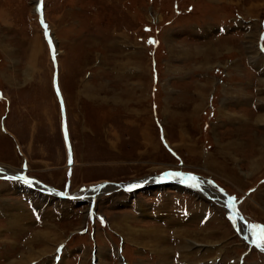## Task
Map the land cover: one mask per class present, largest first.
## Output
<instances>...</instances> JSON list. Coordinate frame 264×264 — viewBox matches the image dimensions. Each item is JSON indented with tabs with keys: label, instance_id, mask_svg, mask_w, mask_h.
<instances>
[{
	"label": "rangeland",
	"instance_id": "rangeland-1",
	"mask_svg": "<svg viewBox=\"0 0 264 264\" xmlns=\"http://www.w3.org/2000/svg\"><path fill=\"white\" fill-rule=\"evenodd\" d=\"M203 20L229 52L168 38ZM0 26V228L18 242L0 264H264V0H0ZM201 56L219 88L193 99ZM11 175L73 199L43 189L35 223ZM157 175L169 186L121 188Z\"/></svg>",
	"mask_w": 264,
	"mask_h": 264
},
{
	"label": "crops",
	"instance_id": "crops-1",
	"mask_svg": "<svg viewBox=\"0 0 264 264\" xmlns=\"http://www.w3.org/2000/svg\"><path fill=\"white\" fill-rule=\"evenodd\" d=\"M209 1V0H208ZM220 13V12H219ZM251 19L252 18H249V22L248 23H250V21H251ZM243 21V22H242ZM206 22V23H205ZM234 22L236 23V27H242V25L244 24H247V22H245V18H237V20H234ZM200 24H202L203 25V27L201 28L200 27V30H201V32L200 31H198L197 33H196V26L197 25H194V28H193V30H194V33H192L194 36H196V34H197V36L198 37H200V36H203V38H205V39H203V38H201V39H203V40H198V38L196 39L192 34H190V35H186V34H184L183 36L186 38V39H188V40H191L190 42H183V41H180V40H176V39H180V37H176L175 35H173V34H171L170 33V36L168 37V38H171L172 39V41L173 42H180V43H182L184 46H185V44H189L190 45V47L192 46V48H193V53H192V55H194V45H198L199 43L201 44L200 46H198L197 47V50H198V52L201 54L204 50H205V47H204V45L206 44V43H210L211 44V47H207L208 49H209V54L213 57V56H215L217 53H216V50H219L220 51V55H221V53H223L224 51H228V47L230 46H232L231 44H230V41H227V40H224V39H226V38H232L233 36L232 35H228L227 34V36L225 35H220V36H216V37H213V38H208L207 37V34H203V33H207L206 32V30L207 29H209L210 28V26H209V21H204L203 20V22H201ZM204 25H206L205 27H204ZM216 25V24H215ZM222 25V24H221ZM223 26H224V24H223ZM216 27H217V25H216ZM1 28H3V26H0V32H3L2 31V29ZM255 28L256 29H258L259 28V25L257 26L256 25V23H255V21H253L252 22V24H250L249 25V27L246 29H244V31H242V36L243 37H246L247 38V35H254L255 34V32H254V30H255ZM206 29V30H205ZM180 30H183V29H180ZM184 31H186V30H183L181 33L183 34L184 33ZM231 32H233V29L231 30ZM179 33V32H178ZM192 35V36H191ZM190 36H191V38H190ZM235 36L236 37H238L239 35H237V34H235ZM239 39L237 38V41H238ZM257 40V39H256ZM256 40L255 41H253L252 40V38H250V41H249V45H246L245 44V42H243V39L240 37V45H239V49L236 47V46H233L234 48V50H236V51H238L239 52V50H240V52L242 53V51H241V48H242V50H244L243 52H244V55L246 56V54H250V56H248V58H250V59H252V63H253V61L255 62L256 61V58H259V57H257L256 55H255V53H254V46H255V44H256ZM202 42V43H201ZM185 43V44H184ZM239 43V42H238ZM240 46H241V48H240ZM199 48L201 49V50H199ZM204 48V49H203ZM215 49V48H217L216 50H211V49ZM232 51V50H231ZM229 52V51H228ZM227 52V53H228ZM176 54V53H175ZM178 55V54H177ZM242 56V55H241ZM182 57H185V56H183L182 55ZM182 57H179V58H182ZM247 57V56H246ZM260 59V58H259ZM225 61L226 60H224V62H218V63H213V65H212V68L216 65V66H218L220 69H221V71H224L226 74H227V76L228 75H232L233 74V70H235V69H240L241 67H239V66H241V64H238V62H237V59H236V57L235 58H231V60H230V62L229 63H225ZM260 62H259V64H257L256 65V67H258V66H260L261 64H263L262 62H261V60H259ZM169 63V62H168ZM226 64V65H225ZM254 64V63H253ZM169 65V67H168V69L169 70H171V68L174 66V67H180V66H177V65H175V64H171V63H169L168 64ZM192 67H194V69H196V70H200V71H197V72H195V73H193V75H195L196 77H192V80H191V84H190V87H188V91H186V93L188 92L189 94H190V96H191V98H193V99H199L200 97H202L203 99H205V97H207V95L210 93V91H205L206 90V87L207 86H210L209 84H211L212 86H210L211 88H215V87H218L219 88V86H218V84H216V82L217 81H215V77H214V75L213 76H206V73H204L205 72V69H202V68H208L209 66H206L204 63H203V61H202V56L201 57H199V60H198V58H197V60L195 61V63H193L192 64ZM180 70V69H179ZM180 74H185V73H183V72H180ZM198 74H202V76H198L197 77V75ZM205 74V75H204ZM183 77H186L185 75H181V76H179V78H183ZM217 78V77H216ZM201 80V81H200ZM209 80H210V82H209ZM198 86V88H199V90H200V92L199 91H190L191 89H195V87H197ZM223 87V86H222ZM224 90V94H225V91H227L225 88L223 89ZM201 91H203V93L201 92ZM227 92H229V91H227ZM181 93H183V92H181ZM205 93V94H204ZM183 94H185V93H183ZM178 95H180V94H178ZM224 96V95H223ZM224 98H225V96H224ZM239 101H241V96H240V98L238 99ZM204 101V100H203ZM243 101H245V98L243 97ZM206 102V101H205ZM204 103V102H203ZM205 104V103H204ZM206 104H207V102H206ZM222 104V103H221ZM241 105V104H240ZM221 107H227V106H225L224 105V103L221 105ZM161 124V123H160ZM161 131H162V136H160V140L162 141V142H166L167 144H169L168 143V141H167V139H166V137H165V135L166 134H164V128L162 127V124H161ZM184 130H182V129H180V131L178 132V134H179V137H183V134H184ZM181 137V138H182ZM174 147V146H173ZM178 152V151H177ZM179 153V152H178ZM180 154V158L182 159V160H184V158H183V156L181 155V153H179ZM183 162V161H182ZM8 186V185H7ZM10 187H11V185H10ZM15 192H16V190H15ZM19 197V196H18ZM19 199L21 200V201H23V199L22 198H20L19 197ZM23 204H24V202H22ZM24 206H25V204H24ZM26 207V206H25ZM27 209H28V211H29V214H30V212H31V209H29L28 207H26ZM154 212H156V211H154ZM31 215V214H30ZM32 216V215H31ZM29 217V216H28ZM43 218L45 217V215L44 216H42ZM3 218L5 219V221H7L8 222V224H6L5 223V225H8V227L10 226V224H11V222H12V219L9 217L8 218V216H3ZM29 219V218H28ZM32 220H33V222H35V223H39L40 222V219H37V217H32L31 218ZM30 219V220H31ZM13 226H15L14 228H15V232H18L19 233V230H18V228H17V225H13ZM6 231L8 232L9 231V233H11V231H10V229L9 228H7V226L5 227H3V228H0V260H2L3 258H4V256L6 255V253H7V250H12V249H15V245H17L18 244V242H17V240H15V245L14 246H12L11 244H7L6 242H3L2 240H1V237L2 236H4L5 237V239L6 240H8V239H11V236H9V234L7 235V234H5L6 233ZM17 233V234H18ZM12 234V233H11ZM17 234H15V236L17 235ZM7 236V237H6ZM9 236V237H8ZM16 239H17V237H16ZM13 240V239H12ZM20 245H22V244H20ZM8 247H9V249H8ZM26 251H28V249H26ZM25 251V252H26ZM2 252H3V254H2ZM17 252V251H16ZM24 252V253H25ZM10 254V252H8V254L7 255H9ZM8 261V260H7ZM30 262H32V261H30ZM3 263V262H2ZM29 264V263H28Z\"/></svg>",
	"mask_w": 264,
	"mask_h": 264
},
{
	"label": "bare ground",
	"instance_id": "bare-ground-1",
	"mask_svg": "<svg viewBox=\"0 0 264 264\" xmlns=\"http://www.w3.org/2000/svg\"><path fill=\"white\" fill-rule=\"evenodd\" d=\"M49 38V37H48ZM54 39H52V41H53ZM53 43V42H52ZM54 44V43H53ZM209 47H210V44H209ZM207 48V47H206ZM208 49V48H207ZM209 53V52H208ZM261 116V115H260ZM259 117V116H258ZM171 175V174H170ZM177 175H179V174H177ZM183 175H186V176H188V177H191V179L193 178V177H195L193 174H184V173H181V176H183ZM165 177H169V175L168 176H165ZM161 177H159V175H157L154 179H156V180H158V179H160ZM145 179V178H144ZM141 179V180H137V182H136V184L135 185H138V184H141V183H144V182H151V180L152 181H154V179L152 178L150 181H149V179L147 180V179ZM191 179H189V180H191ZM30 180H33V181H35V182H37V180L36 179H31L30 178ZM130 183H128L127 184V186L126 187H128V185H129ZM204 184H206V183H204ZM119 186H121L120 184H119ZM132 187V186H131ZM128 188H130V187H128ZM92 190H96V187H93V188H91V190L89 191L90 193H93V192H95V191H92ZM92 191V192H91ZM86 195V194H85ZM222 201V200H221ZM249 201V200H248ZM244 203H245V201H244ZM236 207V206H235ZM244 208V207H243ZM18 209V208H17ZM143 209L145 210V208L143 207ZM143 209L141 210V211H143ZM25 212H26V210H25ZM228 216H229V218H230V221L232 222V220H231V215H229V214H227ZM238 216V215H237ZM129 219V218H128ZM132 220V219H131ZM128 221V220H127ZM238 222V223H237ZM236 223H237V227L239 228H242V226H241V224H242V222L240 223L239 222V220H237L236 221ZM127 225V224H126ZM153 227V226H152ZM151 227V228H152ZM154 229H157L158 227H153ZM161 228V227H160ZM132 229V228H131ZM138 230V229H137ZM159 230V229H158ZM44 231H46V230H44ZM136 231V230H135ZM161 231V230H160ZM43 233V232H42ZM41 233V234H42ZM148 233H150V232H148ZM152 234V233H151ZM154 234V233H153ZM54 235V234H53ZM149 235V234H148ZM165 235V234H164ZM146 236V235H145ZM52 237H54V236H52ZM127 238V237H126ZM138 238V237H137ZM166 239V238H165ZM52 240V239H51ZM150 240V239H149ZM153 240V239H152ZM168 240V239H167ZM151 241V240H150ZM154 242V241H153ZM168 243H169V241H167ZM160 243V242H159ZM158 243V244H159ZM168 246V245H167ZM153 248V247H152ZM155 248V247H154ZM39 249H41V248H39ZM165 250L166 249H168V248H164ZM169 249H171V248H169ZM156 250V249H155ZM28 259V258H27ZM23 262H24V260H23ZM27 264V263H26Z\"/></svg>",
	"mask_w": 264,
	"mask_h": 264
},
{
	"label": "water",
	"instance_id": "water-1",
	"mask_svg": "<svg viewBox=\"0 0 264 264\" xmlns=\"http://www.w3.org/2000/svg\"><path fill=\"white\" fill-rule=\"evenodd\" d=\"M118 183H120V182H115V184H118Z\"/></svg>",
	"mask_w": 264,
	"mask_h": 264
},
{
	"label": "snow or ice",
	"instance_id": "snow-or-ice-1",
	"mask_svg": "<svg viewBox=\"0 0 264 264\" xmlns=\"http://www.w3.org/2000/svg\"><path fill=\"white\" fill-rule=\"evenodd\" d=\"M151 42V41H150Z\"/></svg>",
	"mask_w": 264,
	"mask_h": 264
}]
</instances>
